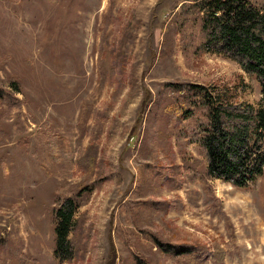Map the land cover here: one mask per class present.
Segmentation results:
<instances>
[{"label":"rangeland","instance_id":"obj_1","mask_svg":"<svg viewBox=\"0 0 264 264\" xmlns=\"http://www.w3.org/2000/svg\"><path fill=\"white\" fill-rule=\"evenodd\" d=\"M186 2L0 0V264H264V166L244 187L208 178L180 133L192 120L169 114L170 83L238 77V99L264 107L252 75L200 48ZM64 197L75 226L59 260Z\"/></svg>","mask_w":264,"mask_h":264},{"label":"trees","instance_id":"obj_2","mask_svg":"<svg viewBox=\"0 0 264 264\" xmlns=\"http://www.w3.org/2000/svg\"><path fill=\"white\" fill-rule=\"evenodd\" d=\"M183 9L194 12L202 33L200 48L234 61L252 75L264 96V8L248 0H187ZM233 85L195 82L170 83L174 94L171 116L191 119L189 127L180 130L188 142L200 149L204 172L236 187L252 184L263 173L264 107L239 100L242 78ZM16 88V83L11 82ZM242 87V88H241ZM6 92L0 87V101ZM72 197L62 198L54 209V249L59 260L72 254L69 233L75 226ZM153 242L163 252L191 254L187 245ZM133 264H148L135 256Z\"/></svg>","mask_w":264,"mask_h":264}]
</instances>
